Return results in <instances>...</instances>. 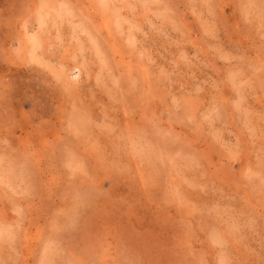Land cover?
<instances>
[{"label": "clouds", "instance_id": "1", "mask_svg": "<svg viewBox=\"0 0 264 264\" xmlns=\"http://www.w3.org/2000/svg\"><path fill=\"white\" fill-rule=\"evenodd\" d=\"M0 264H264V0L0 10Z\"/></svg>", "mask_w": 264, "mask_h": 264}, {"label": "rangeland", "instance_id": "2", "mask_svg": "<svg viewBox=\"0 0 264 264\" xmlns=\"http://www.w3.org/2000/svg\"><path fill=\"white\" fill-rule=\"evenodd\" d=\"M15 3L16 0H0V10H3L5 13L13 12L15 10ZM130 43H135L133 38H130Z\"/></svg>", "mask_w": 264, "mask_h": 264}]
</instances>
